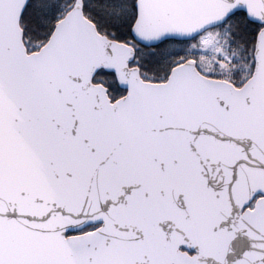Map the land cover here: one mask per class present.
I'll return each mask as SVG.
<instances>
[{
	"label": "snow or ice",
	"instance_id": "1",
	"mask_svg": "<svg viewBox=\"0 0 264 264\" xmlns=\"http://www.w3.org/2000/svg\"><path fill=\"white\" fill-rule=\"evenodd\" d=\"M0 264H264V0H0Z\"/></svg>",
	"mask_w": 264,
	"mask_h": 264
}]
</instances>
